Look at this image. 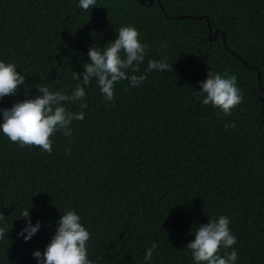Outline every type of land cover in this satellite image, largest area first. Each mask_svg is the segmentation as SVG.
<instances>
[{
    "label": "trees",
    "instance_id": "16d2710c",
    "mask_svg": "<svg viewBox=\"0 0 264 264\" xmlns=\"http://www.w3.org/2000/svg\"><path fill=\"white\" fill-rule=\"evenodd\" d=\"M97 5L0 0V61L14 63L27 85L0 109L35 99L42 86L70 95L90 47L103 50L119 27H135L149 45L140 65L147 79L138 87L117 83L113 101L95 79L84 86L85 119L73 121L70 137H52L51 154L21 148L0 131V264H39L33 252L46 249L69 210L91 233L94 264H195L187 244L220 216L237 237L236 264H264V0ZM208 26L211 37L217 31L213 41ZM165 58L171 70L147 72L148 60ZM210 71L238 77L244 100L230 116L197 99ZM78 104L65 106L79 112ZM24 210L41 223L27 242L18 235Z\"/></svg>",
    "mask_w": 264,
    "mask_h": 264
},
{
    "label": "clouds",
    "instance_id": "9594fccd",
    "mask_svg": "<svg viewBox=\"0 0 264 264\" xmlns=\"http://www.w3.org/2000/svg\"><path fill=\"white\" fill-rule=\"evenodd\" d=\"M97 6V0H79V7L85 11ZM117 32V39L109 42L103 50L90 47L87 55L91 62L83 65V73L73 71L74 79L81 81L82 75L83 80L70 95L63 90L51 91L47 86L39 87L35 99H25L14 103L11 108L0 109L3 115L0 131L21 148L35 146L51 154L54 143L52 137L57 133L70 137L73 121L85 119L83 109L88 105L84 86L90 85L93 79L106 101L114 100L115 86L121 81H128L132 87L141 85L147 75L141 73L140 65L145 60L149 45L141 42L140 33L133 26L119 27ZM161 47L166 48L167 44H162ZM171 69L172 65L166 58L148 60L147 72ZM25 78L24 74L17 71L14 63L0 61V101L6 96H17L20 86L25 85ZM237 81L238 77L235 75H221L210 71L208 78L201 82L202 90L198 92L197 99L205 106L219 109L224 116H230L244 100ZM77 102L82 109L79 112L70 111L65 106ZM225 127L235 128L236 124L232 122ZM66 154H70V149L66 150ZM21 215L22 219L27 220V225L18 235L27 242L40 230L41 223L32 224L29 210H24ZM5 220L0 211V223ZM194 234L195 239L187 244V249L191 251L195 264H236L238 254L233 246L238 240L230 230L227 216H220L218 220L211 219L209 223L200 225ZM5 235L6 229L0 227V240ZM90 238L91 233L82 224L81 217L69 210L58 221L56 233L46 249L43 252L34 251L33 256L38 259L39 264H94L88 256ZM156 248L157 245L153 243L146 250L145 261L152 260ZM229 249L232 250L228 251Z\"/></svg>",
    "mask_w": 264,
    "mask_h": 264
},
{
    "label": "water",
    "instance_id": "95a60500",
    "mask_svg": "<svg viewBox=\"0 0 264 264\" xmlns=\"http://www.w3.org/2000/svg\"><path fill=\"white\" fill-rule=\"evenodd\" d=\"M140 3L141 4H143L144 3V0H140ZM153 3V0H149V4H152ZM158 4H159V6H160V8L163 10V7H162V5L158 2ZM178 17H172L171 19H177ZM209 27V38L213 41V40H215L216 39V34H217V31H215L214 33H213V36L211 37V30H210V26H208ZM224 39V34H222V40ZM257 79H258V81L260 80V73H259V71H257ZM261 90H262V88H261Z\"/></svg>",
    "mask_w": 264,
    "mask_h": 264
}]
</instances>
